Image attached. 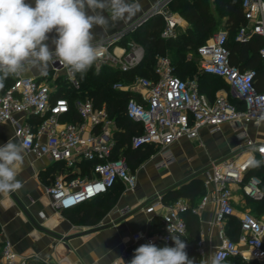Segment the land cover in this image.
Wrapping results in <instances>:
<instances>
[{
    "label": "built area",
    "instance_id": "obj_1",
    "mask_svg": "<svg viewBox=\"0 0 264 264\" xmlns=\"http://www.w3.org/2000/svg\"><path fill=\"white\" fill-rule=\"evenodd\" d=\"M172 0H161L143 17L132 25L124 27L100 43L102 56L99 65H109L121 71H129L143 59L145 49L135 40L126 45L120 44L129 31L142 25L148 17L162 15L165 21L162 36L177 37L179 19L169 5ZM246 22L239 27L236 38L249 41L255 34L264 38V0H243ZM228 30L221 29L213 33L198 47L201 69L205 73L221 76L229 83L234 96L244 104L239 107L227 95H217L211 100L200 91L196 77L184 79L176 75L168 55L159 57L157 79L137 76L132 87L121 81L114 87L121 90L134 89L141 92V97L132 96L126 105L129 118L141 123L142 131L132 136L133 148L160 144L166 149L174 141L190 137L197 138L202 127L216 132L225 122L236 124L239 140L245 141L236 158L213 161L211 170L204 175L206 193L201 197L197 207L191 208L185 197L166 202L158 194L149 202L146 212L159 213L161 229L154 234L138 231L133 239H145L147 243L156 244L162 241L171 245L168 226L183 230L188 234L185 214L191 210L195 213L214 206L210 226L217 227L219 243L203 239L197 240L200 259L212 252L219 251L229 264L231 257H241L245 261L264 260V220L251 210L239 214V235L234 239L228 233V221L236 215L233 185L241 184L247 160L255 155L250 146H261L264 142H255L248 138L245 130L249 122L264 121V89L257 85V71L253 68L241 70L231 64L230 51L227 46ZM117 49H119L117 51ZM264 69V45L260 49ZM51 69L65 68L58 60H53ZM57 76V74H54ZM72 85L78 86L75 76H70ZM55 88L48 79H40L22 74L4 91H0V123L10 122L14 125L16 135L25 145V150L37 155H49L54 161L62 162L65 171L57 174L46 188L51 198V206L56 210L76 207L107 193L117 183H123L130 189L137 186V175L130 168L127 157L116 155L117 139L113 130L115 119L107 107L96 106L92 99H76L74 110L79 119L72 120L73 107L65 96L55 97ZM25 115L21 120L19 115ZM36 115L39 121L36 126L28 121V116ZM88 161L90 172L80 175L79 163ZM244 192L260 199L264 193L260 179L251 177L242 185ZM42 215L44 213L40 212ZM0 230V264H27V257L16 251L13 243ZM212 238V236L210 237Z\"/></svg>",
    "mask_w": 264,
    "mask_h": 264
},
{
    "label": "crops",
    "instance_id": "obj_2",
    "mask_svg": "<svg viewBox=\"0 0 264 264\" xmlns=\"http://www.w3.org/2000/svg\"><path fill=\"white\" fill-rule=\"evenodd\" d=\"M160 1L139 0L140 10L134 16L111 24L106 31L94 26L92 32L96 40L100 41L113 35L129 23L137 21ZM27 2L34 6V0ZM89 14H92L90 10ZM103 14L108 15L107 11ZM175 15L179 19L177 27L179 34L186 32L190 25L189 21L178 12ZM48 35L47 43L50 49L54 50L51 40L57 34L53 30ZM50 71L49 63L43 71L31 68L23 75L47 79ZM220 79L226 86L223 84L214 89V92L208 87L209 93H213L215 97L221 94L229 98L234 96L226 79ZM129 90L141 97L140 91ZM19 116L21 120L26 118L24 114ZM27 118L34 126L37 125L38 116L31 115ZM115 123L113 132L118 139V134L125 130L117 121ZM235 129L236 124L231 122L223 123L216 132L209 131L208 127H202L197 138L185 137L176 140L166 149L157 143L146 145L145 152L132 160H129L126 153L129 145H123L117 149L116 155L123 153L127 157L130 168L137 175L136 188L130 189L123 183H117L105 195L66 210L54 209L50 203V195L46 191L55 176L65 171L63 163L54 161L49 155H37L25 150L24 162L17 170V178L21 181L22 187L8 193H0V230H3L4 237L13 243L16 251L27 257V264H128L135 249L147 244L145 239L135 241L133 234L138 231L154 234L161 229V215L158 212H146L149 202L159 193L164 198L167 192L194 178L199 177L203 180L206 172L211 170L213 161L225 160L235 151H239L245 141L239 140ZM245 130L248 138L256 143L264 142V121L249 122ZM10 138L20 142L14 125L10 122H1L0 145L5 144ZM237 144L239 147L234 150L233 146ZM134 162L140 165L139 168ZM86 172L88 169L85 168L83 161L79 163L77 173L84 175ZM253 176L262 182L260 176V178ZM242 185V183L233 185L234 191L239 188L244 191ZM204 187L206 188L205 185ZM242 195L244 200L240 202L243 204L239 206V196L234 194L236 216L244 210H251L247 203V194L244 192ZM185 198L191 208L197 207L201 201L200 197L197 203L192 205L190 198ZM213 208L214 206L210 204L200 213L191 211L198 218L199 239H203L206 244L211 239L215 244L220 240L216 235L217 227L210 226ZM41 211L44 215L40 213ZM253 213L256 214L254 211ZM155 245L170 246L162 241H157Z\"/></svg>",
    "mask_w": 264,
    "mask_h": 264
},
{
    "label": "trees",
    "instance_id": "obj_3",
    "mask_svg": "<svg viewBox=\"0 0 264 264\" xmlns=\"http://www.w3.org/2000/svg\"><path fill=\"white\" fill-rule=\"evenodd\" d=\"M242 2L243 0H172L169 7L179 11L190 23L186 32L179 34L177 37H163L164 18L162 15H155L119 41L120 44L126 45L128 41L136 40L143 45L145 54L137 66L129 71H121L109 65L96 66L94 64L85 74L76 73L78 86L72 85L69 77L57 75L56 80L51 83L56 89L53 94L54 98L58 96L68 98L73 107V113L70 116L72 120L79 119L78 113L76 114L74 110V101L76 99L89 98L94 101L96 106L105 105L110 115L125 130L117 136L116 149H120L119 147L128 144L129 148L126 153L129 155V160L138 157L141 153L145 152V147L133 148L131 140L134 134L142 131V125L129 118L126 114L128 100L136 95L131 90L115 88L113 83L125 80L132 81L137 76L157 79L158 73L156 72L155 64L158 55L163 56L170 52L173 57L172 65H174V73L184 79L196 77L199 82L200 91L206 93L211 100H214L215 95L209 93L210 91L207 88L209 87L214 92V89L222 86L225 82L220 79L222 78L221 76L202 71L198 65V61L188 57V52L192 49L198 50V47L213 33L226 29L229 35L227 46L230 51L229 58L231 64L238 66L241 70L255 69L257 71L258 88L264 89V69L260 56V49L264 45V38L258 34H255L249 41L245 42H241L236 38L239 27L246 22ZM14 81L15 78L13 77L7 79L5 87L0 89V91H4ZM230 99L239 107H244V104L236 97L232 96ZM84 166L90 172V163L88 161L84 162ZM253 175L261 177V188L264 193V166L257 169L249 168L245 172L242 184L249 181ZM205 191L206 188L204 187L203 180L197 177L167 192L164 200L169 202L180 197H189L193 205L197 203L198 198L205 194ZM246 198L247 202L250 203H248L250 207L254 209V212H264V195L260 199H255L249 195ZM186 220L188 223V234L186 238H182L187 243L186 252L188 256L195 258L198 264L200 260L197 248V240L200 237L198 218L190 210L186 213ZM227 229L231 237L234 239L238 238L240 231L238 216L233 215L230 217ZM170 246H175L173 241ZM229 264H259V261H245L241 257H231Z\"/></svg>",
    "mask_w": 264,
    "mask_h": 264
},
{
    "label": "clouds",
    "instance_id": "obj_4",
    "mask_svg": "<svg viewBox=\"0 0 264 264\" xmlns=\"http://www.w3.org/2000/svg\"><path fill=\"white\" fill-rule=\"evenodd\" d=\"M139 10V0H34V6L27 0H0V89L10 77H20L31 68L43 71L54 59L70 76L85 74L102 56V46L92 32L94 26L106 31ZM53 30L57 34L51 40L54 50L47 43ZM250 151L258 152L261 158L251 156L246 167L264 166V145H251ZM24 152L23 142L12 138L0 145V193L22 187L17 170L24 162ZM168 232L175 246L142 244L128 264H197L186 252L187 243L182 238L186 233L170 225ZM198 264H225V259L215 251Z\"/></svg>",
    "mask_w": 264,
    "mask_h": 264
},
{
    "label": "rangeland",
    "instance_id": "obj_5",
    "mask_svg": "<svg viewBox=\"0 0 264 264\" xmlns=\"http://www.w3.org/2000/svg\"><path fill=\"white\" fill-rule=\"evenodd\" d=\"M171 9V8H170ZM173 12H175V14L178 12V13H180L179 11H177V10H175V9H171ZM149 20V19H148ZM148 20H146V21H148ZM138 21V20H137ZM145 21V22H146ZM134 22H136V21H134ZM134 22H131V23H129L127 26H129V25H132ZM126 26V27H127ZM138 28V26L136 25L135 26V28H133L134 30L133 31H135L136 29ZM127 31H129L128 33H132L133 31H130V28L127 30ZM136 41V40H135ZM137 42V41H136ZM167 55L171 58V63H172V61H173V57H172V55H171V53L170 52H168L167 53ZM159 55L157 56V59H156V68L158 67V61H159ZM188 57L189 58H193V59H196L197 61H198V65H199V67H200V69H201V61H200V56H199V54H198V50H190L189 52H188ZM96 66H99V64H98V62H96V64H95ZM174 66V65H173ZM52 67V63H50V68ZM157 72V71H156ZM54 74H57V75H64V76H68V70L66 69V68H62V69H59V70H56V72L55 71H53L52 69H51V71H50V75L47 77V79H48V81L50 82V83H52V82H54L55 80H56V76H54ZM75 76V79L77 80V77H76V74L74 75ZM124 85H126V86H128L129 88L130 87H132L134 84H135V79L134 80H125V81H121ZM117 82H114L113 83V85H115ZM230 92V91H229ZM237 147H239V145L237 144V146L236 145H234L233 146V149L235 150ZM239 151H235V153H233L230 157H228V158H225V160L226 159H229V158H236L237 157V155L239 154V152L241 151V147L238 149ZM135 163V166L137 167V168H139V164L137 163V162H134ZM239 185H240V183H239ZM243 191V190H242ZM242 191H241V189L239 188V189H235V191H234V194L236 195V196H239V206L240 205H242L243 203L242 202H240V201H243L244 200V197H243V193H244V191H243V193H242ZM247 203H249V202H247ZM250 204V203H249ZM248 204V206H250ZM245 208H249V207H245ZM252 211H254V209H252V208H250ZM255 213L257 214H260L259 215V218H261V219H263L264 220V212H262V213H259V212H256L255 211ZM258 214H257V216H258ZM259 264H264V260L263 261H259Z\"/></svg>",
    "mask_w": 264,
    "mask_h": 264
},
{
    "label": "water",
    "instance_id": "obj_6",
    "mask_svg": "<svg viewBox=\"0 0 264 264\" xmlns=\"http://www.w3.org/2000/svg\"><path fill=\"white\" fill-rule=\"evenodd\" d=\"M151 17H148V19H150Z\"/></svg>",
    "mask_w": 264,
    "mask_h": 264
}]
</instances>
